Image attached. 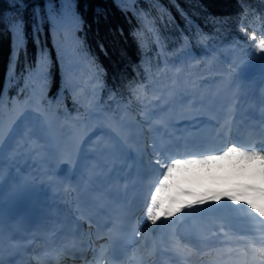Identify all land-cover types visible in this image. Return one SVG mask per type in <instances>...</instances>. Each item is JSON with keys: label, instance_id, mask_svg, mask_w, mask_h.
Segmentation results:
<instances>
[{"label": "trees", "instance_id": "obj_1", "mask_svg": "<svg viewBox=\"0 0 264 264\" xmlns=\"http://www.w3.org/2000/svg\"><path fill=\"white\" fill-rule=\"evenodd\" d=\"M35 2L0 0V114L35 94L56 116L75 101L111 110L139 86L230 72L264 27V0H53L45 27Z\"/></svg>", "mask_w": 264, "mask_h": 264}, {"label": "bare ground", "instance_id": "obj_2", "mask_svg": "<svg viewBox=\"0 0 264 264\" xmlns=\"http://www.w3.org/2000/svg\"><path fill=\"white\" fill-rule=\"evenodd\" d=\"M257 66L261 67L264 71V60L260 63L252 65L250 68L248 67L249 70L245 74V81L257 80L260 83L262 90H264V74L259 79H255L258 75L255 69ZM200 101L201 100L198 101L196 106L190 109H186L184 104L180 105L179 112L182 115V119L180 121H173L172 115H166L163 117L162 127L158 132L154 133V136L152 135L158 146L160 145L164 148L172 149L173 146L171 141L173 137L175 135H178V137L182 136L179 135V124L185 125V130L190 134L187 145L191 144L193 147H195V140L199 139L200 142H204L206 138L213 134L211 127L208 128V125L211 121L210 118L217 116L216 111L203 108L208 102ZM199 102L202 103V105ZM248 103L249 101L247 97H244V100L237 103V106H239L238 108L240 109L239 116L244 118L246 117L245 125L243 127H239L238 131H243L246 126H251V120L253 118ZM30 110L31 108H25V110L20 113L15 125V128L18 129L17 132L14 133V135L13 132H11L5 139L4 143H2V147H0V155L2 156L0 159V198L5 201V199L14 195L13 188L17 185L20 177L27 178L31 190H34V192L39 195H44L53 203H59L60 201L58 193L60 192L59 190L61 189L60 187L62 184L67 180L75 182L78 174L81 177V183L78 184L82 190L81 195L91 191L87 190V188L82 185V181H91L90 187L92 189L96 188L97 191L106 193L107 190L102 184V180L104 177H108L107 174H114V176L118 175L116 176L117 182L118 177H121V179L124 178L126 184L130 185V188L125 191L126 193H130L135 189L136 185L132 184L136 174L135 171L142 169L144 165L138 159L135 160L133 158L132 160V156H130L132 155L131 152L124 148L123 145L113 140L109 143L104 141L103 137L95 139V136H100V134L106 131V129L102 126L96 125L94 121L87 126H84L83 124V130L86 131V133L83 134V141L85 139H89L88 143L85 144V149L88 150V153H86L83 159L81 157L76 159V162L73 164V172H69L70 176L66 171L60 169L53 163L55 162L54 156H62L63 160L64 158H71L75 153L72 144H68V146L64 145L63 151L61 150L62 153L53 152L54 150L51 149L49 145L47 147L42 146L41 153H43V159L41 161H39L34 155L31 156V154L25 149L30 145L33 149H37L38 147L26 139V131L28 129H26L27 125L23 124V119L25 118L24 116L30 112ZM38 110L35 113L38 114ZM166 110L167 108L163 111V113L166 112ZM42 130L45 131V128ZM70 135H72V133ZM72 137L71 139L68 138L69 142L72 141ZM102 142H104L103 145ZM50 149L52 152H50ZM147 153L148 152H146V149L143 147H139L136 151V155H143L144 158ZM97 158L102 160L101 163L96 161ZM109 168H111L110 171ZM116 177H114L113 180H115ZM259 182V179H256L255 177H243V173H239L233 178L218 180V182L215 183L210 190H226L245 183H253L260 186L261 183ZM115 188L119 193L124 192L122 185H120L119 182L115 185ZM210 190L200 188V190L195 189L193 192L201 193ZM180 196H182L184 200L192 198L184 195L183 193H180L179 197ZM220 207L224 209L228 207L233 210L232 213H234V216L239 217L243 233L257 237L263 234L262 232L264 227H261V225H263L264 220L260 218L253 219V217L248 214V211H245V208L247 207L246 205L238 208L236 206H232L231 201L225 202L223 200L219 204H205L196 206L193 209H185L184 212L178 214L177 217H173L168 220L167 226L172 228L175 224L182 223L185 220L184 218L189 217L192 219L204 218L206 220H211L215 216L211 218L208 214ZM150 228H152V225H150Z\"/></svg>", "mask_w": 264, "mask_h": 264}, {"label": "snow or ice", "instance_id": "obj_3", "mask_svg": "<svg viewBox=\"0 0 264 264\" xmlns=\"http://www.w3.org/2000/svg\"><path fill=\"white\" fill-rule=\"evenodd\" d=\"M15 38L18 45L24 41L23 25L14 26ZM248 39L254 42L255 49L259 53H264V35L257 39L255 33L249 34ZM43 60H49L50 57L42 56ZM2 147V142H0ZM210 154H205V153ZM183 155L188 158L163 157L157 159V169L162 173L158 178V183L153 185L154 190L150 189V202H146L145 215L148 221L156 225L161 219L167 221L185 209H193L199 205L219 204L222 200L231 201L232 206L243 207L253 219L260 218L264 220V179L261 185L245 183L226 190H210L201 193H195L190 189H178L177 174L186 173L197 166H207L217 161L230 157H239L245 161V166L258 167L261 175L264 176V146L238 145L230 143L221 149H206L202 151L186 152ZM170 160V162H168ZM192 197L188 200L179 199V194ZM250 210V211H249ZM139 235V233H137ZM178 254L184 252L183 248L177 247ZM256 255L264 257V248L256 249ZM0 264H3L0 261Z\"/></svg>", "mask_w": 264, "mask_h": 264}, {"label": "rangeland", "instance_id": "obj_4", "mask_svg": "<svg viewBox=\"0 0 264 264\" xmlns=\"http://www.w3.org/2000/svg\"><path fill=\"white\" fill-rule=\"evenodd\" d=\"M52 2H53V0H42V4L37 3V2H35L33 4V6H34L33 7V15L38 20L41 27H45V25H47L49 23V19L46 16L45 9L53 8L54 5H52ZM69 2H70V0H60V4L62 6L64 5L65 8H67V6H69L68 5ZM58 23H60V17L57 18V20H56V24H58ZM73 25H74V23H73ZM262 35H264V31H261V34L256 35L257 39L261 38ZM247 57L250 60V63L246 67V70H244L243 73L241 74V76H242L241 83H243V76L246 73V71L248 70V67L255 62H258L261 60L263 61L264 53L257 52L255 49V45H254L253 46V53L248 55ZM219 80H214L212 82L211 94L214 95L215 97H218L220 95V92H221V94L224 93V91H222V90L220 92L218 91L220 86L223 90H226V88L230 87V85L226 81H224L223 82L224 84L221 85L219 83ZM241 85L243 87V84H241ZM240 90H242V93L244 92V89H241V87L237 89L238 92H240ZM198 95H205L203 88H201ZM15 105L16 106H15L14 116L13 117L10 116L11 118L6 120L8 123L13 121L16 118L15 116L21 110L23 111V110H25L26 107L27 108L29 107L26 104V101H22L21 103H18ZM153 105L154 104H151V106H153ZM33 107H35V105H33ZM147 107L150 108L149 105ZM36 109H37V107H36ZM120 110L122 111V106L120 107ZM141 114H142V112H139L138 116H140ZM104 115H105V117L108 118V116L106 114H104ZM118 119H119V117H118ZM93 120L94 119L88 120L86 123H84V124H86L85 126L91 124L93 122ZM7 122H6L5 126L8 124ZM55 126H57V125L55 124ZM239 173H243V177H251V178L255 177L256 179H259V181H260L259 183H261L262 179H264V176L261 175V170L258 167L245 166V161H243L239 157L233 156V157H230V158H227L224 160L217 161V162L210 164V165H207V166L194 167L186 173H178L177 174V178L179 180L178 181V189H180V188L183 189V188L187 187L191 191H193L195 189L200 190V188H202L204 190H210L212 188V186L218 182V180H220V179L227 180V179L233 178L234 176H236V174H239ZM180 199L182 200V196H180Z\"/></svg>", "mask_w": 264, "mask_h": 264}]
</instances>
